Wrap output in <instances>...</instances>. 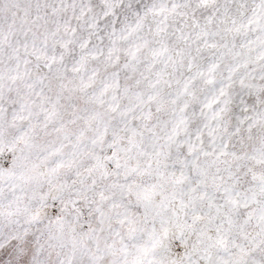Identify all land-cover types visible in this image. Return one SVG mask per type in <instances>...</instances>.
I'll list each match as a JSON object with an SVG mask.
<instances>
[{
    "label": "snow or ice",
    "instance_id": "snow-or-ice-1",
    "mask_svg": "<svg viewBox=\"0 0 264 264\" xmlns=\"http://www.w3.org/2000/svg\"><path fill=\"white\" fill-rule=\"evenodd\" d=\"M0 264H264V0H0Z\"/></svg>",
    "mask_w": 264,
    "mask_h": 264
}]
</instances>
